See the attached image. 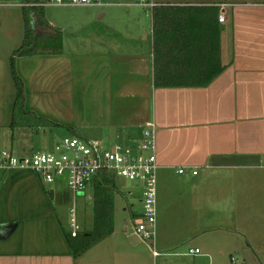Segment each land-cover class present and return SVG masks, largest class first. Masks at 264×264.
<instances>
[{
  "label": "crops",
  "instance_id": "0c3cea01",
  "mask_svg": "<svg viewBox=\"0 0 264 264\" xmlns=\"http://www.w3.org/2000/svg\"><path fill=\"white\" fill-rule=\"evenodd\" d=\"M4 1L0 87L15 90L7 81L24 40V11L13 9L23 10L20 0ZM154 1V8L137 0L79 7L90 18L83 32L61 30V53L18 60L33 96L26 93L27 111L43 107L48 70L52 98L67 87L70 104L73 87L83 89V110L104 127L99 140L108 145L134 143L156 121L161 217L159 237L145 243L151 254L131 249L144 243L135 223L129 233L113 221L107 238L75 257L67 233L77 198L63 181L48 185L34 171L14 169L0 175V264H264V0ZM75 63L82 67L76 75ZM140 202L134 221L143 194Z\"/></svg>",
  "mask_w": 264,
  "mask_h": 264
},
{
  "label": "built area",
  "instance_id": "2783aa9c",
  "mask_svg": "<svg viewBox=\"0 0 264 264\" xmlns=\"http://www.w3.org/2000/svg\"><path fill=\"white\" fill-rule=\"evenodd\" d=\"M105 0H41L39 6H94ZM141 5L154 8V0H137ZM23 5V4H20ZM220 20L225 21L223 15ZM158 130L155 120L148 121L142 137L134 143L108 145L99 139L86 140L67 136L57 142L53 149L19 156L9 149H0V175L14 169L31 170L42 175L47 184L65 182L76 199L87 195L89 188L104 175L122 177L143 185L142 216L136 221L135 235L142 241L153 242L157 236L158 213ZM181 173L182 169H178ZM198 174V170H193ZM77 205L69 212V232L73 237L82 230L78 221ZM192 249L190 253H199ZM153 254L159 252L153 247Z\"/></svg>",
  "mask_w": 264,
  "mask_h": 264
},
{
  "label": "rangeland",
  "instance_id": "374dc122",
  "mask_svg": "<svg viewBox=\"0 0 264 264\" xmlns=\"http://www.w3.org/2000/svg\"><path fill=\"white\" fill-rule=\"evenodd\" d=\"M4 2L8 3L12 1L5 0ZM79 7L83 6H46L44 11L45 18L46 20H49L53 25H56L60 30L64 31V34L68 36L70 32H73L75 30L82 31V22L85 18H90L87 9ZM13 9L15 11H23L19 7H15ZM147 14L149 15L148 11ZM16 51L10 58V67L12 65V62L15 63L16 70L19 76V59H30L33 57L41 59V57L44 56L35 55L21 57L16 54ZM75 64L78 65L74 66V74L76 75L77 72L81 71L82 67H80V65L77 63ZM46 73L49 75V84L51 87L49 85H46L47 88L41 89V98H39L40 100L38 99V102H42L43 107L38 106V110L40 111L35 110L33 112L35 114L34 119L29 117L30 122H37L36 125H31L30 123V125L26 128H11L10 124L12 123V119L14 118V106H16L17 101V89L14 90V88L10 85L11 81L13 80L12 74L11 76H9L10 83L7 81L8 85H10L11 88H7L4 86L0 87V149H9L11 151L13 150L15 154H20V146H24L25 149L29 150L30 152H37L39 150H51L52 147L57 142H59V140H62L67 136H78L83 139L101 138L104 127L96 124L97 119L94 114L89 115L87 112H84L83 105L79 101V92H81L83 89L80 87H73V101L70 104L67 102L68 93L67 91H65L67 90V87L63 88L64 91H60L61 93L58 94L57 98H52L53 93L50 90H52V87H54L55 84L53 83V79H50L52 73H50L48 70L45 72V74ZM20 78L22 79V76H20ZM5 81L6 80H4L3 82ZM29 83L31 82L29 81ZM82 83L83 81L81 78L79 79V81L74 80V85L76 86L81 85ZM25 85L26 82H24V98L26 103V93L28 95V99L33 96L32 93L29 94L30 90L26 91L27 89ZM58 89L59 88H56V90ZM25 103L23 106H19V108L27 111V105ZM28 108L30 109L31 107L29 106ZM29 109L28 111L32 112V109ZM22 115H24L23 112ZM40 118L42 120L52 122L53 125L49 123L40 125ZM70 128L75 129L78 132V135L74 134ZM113 179H115V188L113 187L115 189L114 222L117 229H121L122 227L127 228L128 232L131 233L133 231L134 223L136 226V221H134L135 217H133V214L136 213V211L132 210H142V207L138 206L142 205V203L140 202V195L143 194V185L138 186L139 184H137L136 182L127 180L122 177L116 176ZM47 187L49 188L50 186ZM129 191L132 192L131 195L128 194ZM87 195L93 196V190H89L87 192ZM132 204L135 205L134 208L132 207ZM76 207L78 221L82 227V230L84 232L90 231L94 226L93 221L95 215V205L93 199H90L83 194L77 198ZM160 217L161 214L158 204L156 239L160 235ZM143 242L144 243L131 246V249L136 253L137 256H142L143 254V256L147 257L149 254H151L149 248L145 244L148 241Z\"/></svg>",
  "mask_w": 264,
  "mask_h": 264
},
{
  "label": "trees",
  "instance_id": "16d2710c",
  "mask_svg": "<svg viewBox=\"0 0 264 264\" xmlns=\"http://www.w3.org/2000/svg\"><path fill=\"white\" fill-rule=\"evenodd\" d=\"M23 4L25 31L24 40L20 48L16 51L19 56H35L59 54L63 49L62 31L51 25L45 18V8L38 4L41 0H20ZM220 46L218 44V56L220 55ZM223 70L220 59L217 62L216 76ZM11 73L17 89V101L14 106V114L11 123L12 128L20 126L36 125L37 122H30L29 117L34 119L33 112L24 111L19 106L25 103L24 82L17 73L16 65L12 62ZM214 77L212 76L210 80ZM209 80V81H210ZM208 81V82H209ZM22 112L24 115H22ZM31 113V114H30ZM33 113V114H32ZM51 124L52 122L39 119L40 125ZM74 134L75 130L70 128ZM113 178L104 175V179H97L94 183L96 193L95 197V215L94 226L90 231L81 230L75 237L67 233V238L75 257H80L96 244L107 238L114 228L113 216Z\"/></svg>",
  "mask_w": 264,
  "mask_h": 264
}]
</instances>
